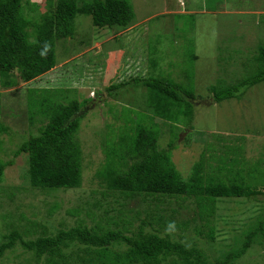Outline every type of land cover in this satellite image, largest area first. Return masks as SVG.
<instances>
[{"label": "rangeland", "instance_id": "rangeland-1", "mask_svg": "<svg viewBox=\"0 0 264 264\" xmlns=\"http://www.w3.org/2000/svg\"><path fill=\"white\" fill-rule=\"evenodd\" d=\"M32 1L40 4L39 12L44 11L45 0ZM129 1L136 16L127 27H98L91 16L80 15L76 33L57 42L55 67L33 80L19 78L16 85L0 88V117L10 131L0 135V158L8 163L0 181V219L7 218L19 226L25 231L24 238L41 234L40 226L34 230L35 222L40 221L50 228L54 223L52 231H56L79 220L106 224L108 218L118 220L121 216L137 227L145 216L144 210L155 206L140 196L125 199L116 191L120 198L115 201L96 175L107 162L106 143L117 137L122 126L132 125L126 117L138 118V112L146 120L152 117L146 106L147 88L124 87L117 94L108 90L112 84L136 76L161 73L193 85L197 97L193 127L187 119L171 126L161 118H151L153 126L160 129V148L168 147L175 137L173 131L178 134L173 160L183 177L188 178L199 161L206 172L222 177L231 165L232 169L244 167L248 171L254 164L259 172L251 181L258 186L262 182L259 174L264 173V82L252 86L241 99L221 102L213 100L210 86L223 81L233 83L252 70L259 46L264 44V0ZM153 60L158 64L153 65ZM44 88H69L71 96L88 100L78 134L84 160L83 183L78 188L48 191L34 187L29 177L28 153L15 154L30 132L47 123L41 114L32 123L28 108L30 90ZM123 108L128 109L127 114ZM233 160L240 165L235 166ZM159 205L164 211H174L178 221L189 219L190 228L174 229L175 233L187 235L191 243L201 246L215 260L241 247L264 213V196L219 200L213 242L195 229L196 222L191 218L196 205L192 198L172 199ZM54 206L58 207L53 209ZM88 208L92 210L89 215ZM121 209L124 213H120ZM197 224L199 230H208L199 221ZM30 254L16 246L0 258V264H27ZM231 264H264V235L259 233L246 253Z\"/></svg>", "mask_w": 264, "mask_h": 264}, {"label": "trees", "instance_id": "trees-1", "mask_svg": "<svg viewBox=\"0 0 264 264\" xmlns=\"http://www.w3.org/2000/svg\"><path fill=\"white\" fill-rule=\"evenodd\" d=\"M39 9L40 4L32 0H0V88L16 85L19 78L33 80L55 67L57 42L76 33L78 16H91L98 27L121 28L127 27L136 16L129 0H45L44 11L39 12ZM152 62L158 64V60ZM261 82H264L263 43L248 74L233 83L223 81L210 88L213 100L221 102L241 99L248 89ZM124 87L147 88L146 106L153 113L152 119L161 118L171 126L187 119L190 127L194 126L197 97L192 83L185 85L160 73L132 77L112 84L108 90L117 94ZM71 91L44 88L29 92V118L33 123L35 116L41 114L47 123L38 131L30 132L15 154L28 153L29 177L34 187L69 189L83 183L84 160L78 134L88 100L71 96ZM123 109L127 114L128 109ZM137 114L138 118L127 116L132 125L122 126L117 137L106 143L107 162L96 175L110 189L106 194L115 201L120 198L116 192H120L125 199L140 196L144 202L155 205L144 210L145 216L138 226L120 216L118 220L108 218L106 224L79 220L75 225L52 231L54 223L50 228L45 221H40L35 222L34 230L40 226L41 234L24 238L25 231L19 226L7 218L0 219V258L18 246L31 253L26 257L27 264H32L33 259L34 264H231L246 253L259 233L264 235L263 213L240 248L215 260L210 259L201 246L191 243L187 235L178 236L174 229L190 228L189 219L178 221L174 211L162 210L159 203L192 198L196 205L191 218L196 222L195 229L213 242L217 202L229 197L264 196V173L259 174L262 182L258 186L251 181L258 177L256 164V167L250 165L248 171L244 167L232 169L231 165L222 177L206 172L204 163L199 161L185 178L173 160L178 134L173 131L175 137L168 147L160 148V129L153 126L151 118L146 120L143 114ZM3 132L10 133L9 126L0 117V135ZM1 141L0 138V145ZM232 163L240 165L238 160ZM7 165L0 158V181ZM68 211L77 213L78 210ZM91 211L88 208L87 214ZM198 221L208 230H199Z\"/></svg>", "mask_w": 264, "mask_h": 264}]
</instances>
